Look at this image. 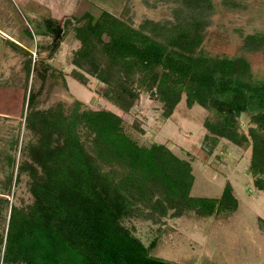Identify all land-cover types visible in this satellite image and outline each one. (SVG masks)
<instances>
[{"label": "trees", "instance_id": "16d2710c", "mask_svg": "<svg viewBox=\"0 0 264 264\" xmlns=\"http://www.w3.org/2000/svg\"><path fill=\"white\" fill-rule=\"evenodd\" d=\"M177 3L174 21L146 19L136 28L104 10L98 16L48 17L40 35L51 37L53 58L71 33L79 43L71 59L72 76L84 86L94 78L103 85V99L125 115L134 112L142 94L162 105L165 121L183 98L188 109H206V155L213 156L222 141L249 145L248 173L264 194V76L254 77L244 55L205 51L217 8L213 0ZM5 40L27 58L20 118L35 140L25 147L27 160L17 175L11 170L3 183L9 195L21 173H27L33 203L10 206L7 229L0 233L2 264H173L154 256L156 241L146 245L127 221L161 222L170 213L181 218L188 212L202 218L238 210L240 199L229 181L219 197L192 196L191 162L165 144H140L125 130L121 115L83 109L80 101L39 109L37 94L28 92L37 69L33 53ZM243 50L264 52V34L245 36ZM50 70L47 65L45 74ZM244 115L250 118L247 132L241 130ZM10 158L15 168L16 158ZM5 194H0V211L9 207ZM259 223L264 229V220Z\"/></svg>", "mask_w": 264, "mask_h": 264}, {"label": "rangeland", "instance_id": "374dc122", "mask_svg": "<svg viewBox=\"0 0 264 264\" xmlns=\"http://www.w3.org/2000/svg\"><path fill=\"white\" fill-rule=\"evenodd\" d=\"M44 1L0 0V194L6 193L3 183L10 171L17 175L27 160L25 147L35 140L20 118L27 58L7 44L5 39H9L33 53L37 69L31 75L28 92L37 94L39 109H48L58 102L72 107L75 101H80L83 109H106L121 115L125 130L140 144H165L178 157L191 162L194 197H219L226 183L231 182L240 199L235 212L202 218L194 212L181 218L171 217L170 213L161 222L142 218L127 221V226L146 245L156 241L154 256L173 264H264V229L259 223L264 220V194L254 187L248 173L251 147L222 141L214 155L208 157L202 142L203 122L209 112L200 105L188 109L185 98L167 121L162 117V105L148 94H142L132 114H123L103 99V85L94 78L84 86L72 76L71 59L79 43L71 33L53 58L48 48L51 37L40 35L54 6L62 8L61 20L81 17L86 12L98 16L107 10L137 28L146 19L174 21L177 0H58L57 5L54 0ZM213 1L217 8L207 30L205 51L210 55H244L252 64L254 77L262 78L264 52L246 53L243 40L249 34H264V0ZM225 1L236 2L241 7L230 8ZM47 65L52 70L45 74ZM41 74L46 75V80ZM249 125V115H244L241 130L247 132ZM10 157L16 158L15 168L10 166ZM28 182L27 173H21L11 194H5L9 207L0 211V233L7 229L11 205L27 208L33 203Z\"/></svg>", "mask_w": 264, "mask_h": 264}, {"label": "crops", "instance_id": "0c3cea01", "mask_svg": "<svg viewBox=\"0 0 264 264\" xmlns=\"http://www.w3.org/2000/svg\"><path fill=\"white\" fill-rule=\"evenodd\" d=\"M44 0H39V2L40 3H42ZM45 2V1H44ZM56 3V5L58 4V0L55 2V0H54V4ZM44 4V3H43ZM44 5H46V6H48L47 5V3H45ZM66 5V7H68L67 6V4H65ZM68 9V8H67ZM66 9V10H67ZM61 10H62V8L60 7V8H58L57 6H54V8L51 10L52 11V17L53 18H55V19H58V20H61V16H62V14H61ZM73 10H75V9H73ZM73 12V11H72ZM60 14V15H59ZM69 15H70V13H69ZM65 18H67V17H65Z\"/></svg>", "mask_w": 264, "mask_h": 264}]
</instances>
